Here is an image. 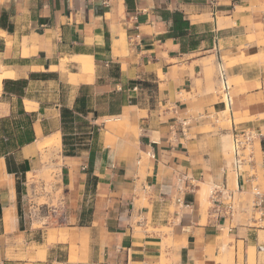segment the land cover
I'll return each mask as SVG.
<instances>
[{
	"label": "crops",
	"instance_id": "1",
	"mask_svg": "<svg viewBox=\"0 0 264 264\" xmlns=\"http://www.w3.org/2000/svg\"><path fill=\"white\" fill-rule=\"evenodd\" d=\"M263 41L264 0H0V264H264ZM57 132L51 222L28 182Z\"/></svg>",
	"mask_w": 264,
	"mask_h": 264
},
{
	"label": "rangeland",
	"instance_id": "2",
	"mask_svg": "<svg viewBox=\"0 0 264 264\" xmlns=\"http://www.w3.org/2000/svg\"><path fill=\"white\" fill-rule=\"evenodd\" d=\"M264 44V41L261 42ZM231 64V63H230ZM230 64L224 62L223 60V66L224 68H227ZM215 70H216V63H215ZM231 81L228 79V84H230ZM63 85V83H62ZM16 87H19L16 86ZM39 88V87H38ZM218 88L221 89L222 85L218 82ZM2 94V91L0 92V96ZM224 99V96H222ZM225 114H227V110L225 111ZM223 148L225 153H229L231 159L233 158L234 151H233V140L231 133L229 134L227 141L223 142ZM42 159L39 169L36 172V176H33L32 174L29 175V182H28V198L30 200V203L37 204L40 208L39 211L41 213V217L44 215H47L43 218V221L46 219L51 222L59 221L60 216H54L53 208L57 207L59 201H61V188H57L58 183V172H59V151L58 154L52 153V151H48L47 149H42ZM245 153H248V148L245 151ZM209 192V187H204L202 190V194H206ZM52 217V218H51ZM34 239L36 241L40 240V233L38 235L34 236ZM254 256V250L250 249L248 252V258H247V264H255V260L253 258ZM250 257H252V261L250 260Z\"/></svg>",
	"mask_w": 264,
	"mask_h": 264
},
{
	"label": "built area",
	"instance_id": "3",
	"mask_svg": "<svg viewBox=\"0 0 264 264\" xmlns=\"http://www.w3.org/2000/svg\"><path fill=\"white\" fill-rule=\"evenodd\" d=\"M216 70H217V77L218 80L220 81L221 85H222V95L224 96V100H227L228 96H227V79H226V73H225V68L224 66L221 64V62H218L216 65ZM182 127H186L187 122L184 121L181 123ZM252 134L250 132H246V131H241L239 133H235L234 135H232V140H233V151H234V167L238 168V164H239V155L242 154L243 150H246L247 148H249L251 146V140H252ZM211 199L214 202V204H220V196L222 194V190L221 188H219V186H215L212 190H211ZM263 200L261 197H258L255 204L257 206H261ZM55 211V209L53 208V212ZM232 211V204L231 202L227 203V212H231Z\"/></svg>",
	"mask_w": 264,
	"mask_h": 264
},
{
	"label": "bare ground",
	"instance_id": "4",
	"mask_svg": "<svg viewBox=\"0 0 264 264\" xmlns=\"http://www.w3.org/2000/svg\"><path fill=\"white\" fill-rule=\"evenodd\" d=\"M80 62H81L83 70H85L86 72L87 71H90V72L92 71L91 61H89V60H81ZM2 80H3V75L0 74V92L2 90ZM60 144H61L60 136H59V132H57V133H55V134H53V135H51V136H49L47 138H44L42 141L38 142L36 144V148L38 150H42V149H47L48 151L50 150V151H52V153H54L56 155L58 153V151H59ZM31 151H32V149H31Z\"/></svg>",
	"mask_w": 264,
	"mask_h": 264
},
{
	"label": "trees",
	"instance_id": "5",
	"mask_svg": "<svg viewBox=\"0 0 264 264\" xmlns=\"http://www.w3.org/2000/svg\"><path fill=\"white\" fill-rule=\"evenodd\" d=\"M178 16H179V14H176V17H178ZM2 83H3V90L4 91L8 89V87H7L8 84H10V89H16V90H18L22 86V84H24V81H20V80H17V81L8 80V81H3ZM18 85H19V87H16ZM70 116H71V113H70V111L68 109H66V108H62L61 109L62 122H65V120L68 117H70Z\"/></svg>",
	"mask_w": 264,
	"mask_h": 264
}]
</instances>
